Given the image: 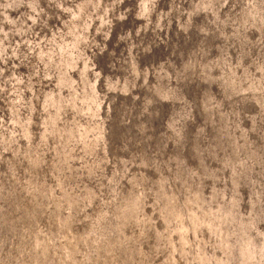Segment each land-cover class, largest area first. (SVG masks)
<instances>
[{"label": "bare ground", "instance_id": "1", "mask_svg": "<svg viewBox=\"0 0 264 264\" xmlns=\"http://www.w3.org/2000/svg\"><path fill=\"white\" fill-rule=\"evenodd\" d=\"M23 1L0 0V73L12 64L14 46H22V54L25 51L32 53L33 48L36 49V54H39V50L46 48L40 45L42 41L45 40L51 45L50 35L56 33L53 27L55 24L51 20L54 19L58 22L57 25L62 27L68 18L69 9L72 10L71 16L77 13L75 0H25L27 6L23 20L26 23L23 21L21 24L23 26L25 23L18 36L15 32L18 29L17 24L14 21L18 20L22 13ZM108 1L112 6L117 0ZM120 1L117 4H121L123 9L120 12V9L115 11L119 17L116 21L117 27L124 23L122 17L128 16L124 23L126 30L133 29L137 34L134 33L132 41L126 37L130 43L122 46L130 52L126 65H117L116 69H113L114 72L108 76V82L104 83L103 77L106 88L118 89V92H111L114 94L111 97L114 98V103L110 105L113 106V115L109 116L110 126L108 125L112 169L104 181L106 184L110 183L105 189V192L110 194H100L99 199L89 203V194L92 199L96 198V195H92L100 191L102 182H99L98 188L95 185L91 193L83 189L85 175L93 168L97 158L104 161L107 149L104 145H99L100 139L102 144L104 137L99 123H89L92 121L86 119H90L92 113L100 107L98 96L94 92V83L88 81V84H83L82 73L81 78L74 74L77 78L75 81L78 82V95L76 91L71 92L80 97H76L77 110L71 111L67 101L62 103L57 91L55 101L62 103V107L54 102L41 111L44 115L43 131L46 133L40 141L44 142V156L38 160L33 157L35 160H31L32 150L37 147L32 143L35 137H29L33 134L31 127L33 130L36 127L34 120L20 123L16 119L19 134L14 136L15 145L12 146L8 140V147L5 141L0 140L3 146L0 156L5 160L4 165L2 164L5 173L0 176L3 177L0 182L11 189L10 197L4 194V208L0 205L4 232L2 245H5L1 256L7 253L0 264H232V256L238 254L241 264H264V143H260L262 135L260 127L256 126L257 119L264 125V0H239L241 2L236 4V9H230V13L228 8L218 12L212 8L215 6L205 12L199 6L202 13L195 12L197 17L195 16L193 21H186L187 16L184 14L180 24L187 26L189 22L193 30L188 35L179 30L171 36L169 46L173 55V69L169 68L170 65L168 67L170 48L166 50L164 47V50H157L156 54L152 55L163 68L161 73L155 76V85H150L147 81L146 88L143 77L141 78L144 96L142 102H134L131 96L127 95L130 85L123 83L115 87L111 82L116 77L119 81L128 76H131L133 82L132 74L137 72L131 74L128 71L134 66L130 64L131 59L137 64L138 56L148 54L151 49L148 42L149 33L146 32L150 4L148 2L151 0H136L140 2L135 13L137 17L132 11L130 14L125 12L130 0ZM157 1L154 11H158L160 2L165 0ZM179 1L180 5L184 2ZM202 2H213L216 5L217 0ZM217 13L219 14L216 15ZM58 16L65 20L60 23ZM216 17L219 21L227 19V29L218 31L220 26L214 21ZM99 33L105 41V50L96 52L95 59L105 51L108 53L113 50L110 36L112 32L108 31L107 25L106 28L103 26ZM113 33L117 34L116 27ZM84 34L86 37L88 32L84 31ZM15 36L21 39L13 40ZM186 36L188 38L185 40ZM73 38L70 30L64 44H59V51L55 54L58 60L56 68L51 59L42 55L44 65L53 67L50 69L53 75H48L47 81L53 82L55 86L57 83L62 85L65 97L69 96L70 92L66 83L68 74L65 71L64 58L66 59L71 45L76 47ZM183 39L186 44L190 42L187 47L183 46ZM12 40L16 42L15 45ZM136 44L141 47L138 48ZM197 46L199 48L196 51ZM87 48L84 44V52L89 51ZM52 50L54 48L51 47L44 52L52 53ZM189 50H193L194 58L196 53L202 57L198 59L201 63L200 68L196 69L198 75L191 84L188 80L192 72L193 58H189ZM171 53L169 52V55ZM22 56L15 61L26 67L27 70L20 72L25 78L35 68L33 63L27 61L28 58L21 60ZM147 64H150L149 58ZM148 65L145 63L139 68L142 74L147 73ZM104 66L105 69L101 72L105 76L108 75V69ZM168 68L172 70L173 81L168 80ZM40 69L42 73L48 70L43 64ZM80 69L81 67H78L77 74L81 72ZM14 78L20 80L17 74ZM2 85L1 82L0 92L4 89ZM57 88L59 86L54 87V91L51 90V95H55ZM214 90L217 92L216 98ZM49 93L50 89H47L43 97ZM3 95L2 90L0 100ZM27 98L26 95L23 101L26 102ZM189 101H192L198 111L195 114L198 119L194 122V127L192 123H188L194 109L189 105ZM186 107L191 111L189 108L186 111ZM57 113L62 114L66 125L57 121ZM104 114L105 109L102 115ZM120 116L123 118L120 119ZM92 117L97 118L95 115ZM124 118L130 119L127 126L123 125L126 120ZM60 126L66 135L65 140H60L63 153L61 177L57 176L56 163L52 161L54 152L60 153L56 149L54 139L55 128L58 131ZM205 128L208 130L209 141L208 150L203 153L201 138ZM165 130H168V136ZM191 132V137L187 139V134ZM245 132L250 133L253 140L249 142L243 136ZM185 140L186 144L182 146ZM76 142L78 155H75V151L71 152ZM106 153L108 154V151ZM6 154L9 157H6ZM136 154L139 155L137 159ZM69 158L73 160L68 164ZM188 163L190 166L194 164L195 169L189 168ZM227 164H230V169L233 170V190L226 189L228 184L231 186L230 180L227 182L226 179L224 188L220 187L219 183L222 169ZM41 165L45 166L41 175L46 168L45 173L50 177H58L55 181L58 194L54 195L50 186L43 187L44 182L38 185V178L32 171L37 172ZM64 167H69L70 173L65 174ZM231 170L228 171L229 174L232 173ZM251 171L255 173V178H250ZM113 183L116 184L115 188ZM222 192L225 194L223 197L219 194ZM54 197H58L60 201L54 199V204H51ZM149 198L152 201L150 205L147 202ZM99 200H110V205L105 206L103 211L102 208L97 210V203L94 202ZM82 204L87 208L84 213L81 210ZM240 217L242 218L239 219ZM221 220L226 223L225 226H222ZM184 222L187 225H184ZM86 227L89 229L87 234H84ZM221 230H224L222 236ZM5 234L12 236L15 241L13 245L7 246ZM256 235L262 237L261 243L256 242ZM212 249L214 256L211 255ZM76 254L81 257H77L79 260L75 262ZM51 255H54V260L48 259Z\"/></svg>", "mask_w": 264, "mask_h": 264}, {"label": "rangeland", "instance_id": "2", "mask_svg": "<svg viewBox=\"0 0 264 264\" xmlns=\"http://www.w3.org/2000/svg\"><path fill=\"white\" fill-rule=\"evenodd\" d=\"M130 1L131 2L127 4V7H126L127 10H125V12L128 11L127 13L130 14V11H132L135 14L136 11L139 9L138 8V4H137V7H136L135 3H139V2H136V0H134V1L130 0ZM24 2H27V1H24ZM117 2H121V1L117 0V1H115L114 5L110 6V3H109L108 0H100V2H99V0H75L74 1V4H75L74 7H75V10H77L76 11L77 12L76 16L78 15V18L80 19V21L79 20H74V22L72 23V27H74V29H75V30L72 29V36L74 37L73 38V40H74L73 43L76 44V47L73 48L72 45H71L70 48H69V53H67V55H66V59L63 57L64 61H65V71H66V74H68L66 76V79H67L66 83L68 84V88H69V92H70V94H68L69 96L66 95L67 97H65V93L63 92L65 90H64V88H62L63 87L62 85H57L58 83L56 85L59 86V88L56 89L55 95H51L52 91H54V85L49 84L47 89H50V93L46 97H43L42 89L41 88L38 89L39 90L38 94L37 95L34 94L35 97L32 100V102H33L32 104L34 106L36 105L35 108L37 109L36 111H37L38 117H40L39 119H37L36 117H33V116L37 115L34 112V108L33 107L31 109V112L29 111L30 114H27L28 107H26V106H28L29 101H27L25 103L23 101V99L25 98L26 95L28 96V94H29L28 91L25 92V91L21 90L18 93V95H17V100H19V106L18 107H21L20 110L22 111V114L24 116L25 115L28 116V117L23 118V117L18 115L17 118L19 119L20 123H23L26 120L28 121L29 119H30V121H32L34 119V121L37 122L35 130H33V127H31L32 128L31 131L33 132V134H30L29 137L32 136V135L35 137L34 141L32 143L35 146H37V147H35L32 150V156L30 155L31 156V160H35L33 157H36V159L38 160L39 157L44 156V154L46 153L42 149L43 146H44V142H40L42 140L43 136L46 135V133L44 134V131L41 129V127H42L41 124H39V121L44 116V115L41 114L42 109L52 105L54 102L55 103H59V105L61 104L60 107H62V103H64V101H67L69 103V105H70L71 110L72 109H76L77 110L78 99L80 97L76 96L73 91H74L75 88L78 87V86H76V84H78V82L75 81L77 78L74 77V74H76L78 76V74L76 73L78 71V67H81L80 70L82 72V76L84 77L83 84L85 82H86L85 84H88L87 81H90V82L94 83V90H95L94 92H95L96 96H98L100 107L96 111H94L92 113L97 118L92 117L93 116L92 115L90 117V119H89V117H86V119L92 121V122H89V123H93V122L94 123H99L101 134H103V136H104L103 140H102L103 143L101 144V139H100V144L99 145H104L105 148L107 149L109 155L106 153L107 151H105V155H104L105 159H104L103 162H102V159L99 158V160H98V158H97V160L95 161V164L92 166L93 168L90 171H88L87 174L84 177L82 185L84 187L83 189H85L86 192L89 191L91 193V191L93 190V187H95V185H97L96 187L98 188L99 182H102V185L100 186V191H97V192H95V194L92 195V196L96 195L95 196L96 198L92 199L91 194H89V199H88L89 203L95 201L96 199H99L100 194L104 193L105 196H108L110 194L109 192H105V189L110 184V183L106 184L105 181L107 179L105 180V177H107L111 173V169H112V168L110 169L111 164H112V162H111L112 161V155H110L111 151L109 152L110 144H109V135H108V132H109L108 125L110 123V117L113 115V112H112V107L113 106H110V105H111V103H114V98H111L114 94H111V92L113 90H114V92L115 91L118 92V89H114L113 87L112 88H106L105 87V85L103 83V76H102V72L101 71H102V69L104 67L105 61H107V59H109V58H111V61H110V63L107 64V66H108V68H107L108 69V75L105 74L107 79H109L108 76L112 72H114V70L116 69L117 65H120V66H125L126 65L128 60L130 59V52L126 51L125 49H123L122 46L124 44L125 45L129 44L130 41H132L133 35L135 33L133 31V29L132 30L130 29V31L126 30V25L124 23H126V20H127L128 16H126V17L123 16L122 19H123L124 23L121 26L117 27L116 21H117V19L119 17H117L115 11L117 9H120L118 11V12H120L123 9V7L120 6L121 4L119 5V4H117ZM238 2H241V1H239V0H219L218 1L217 0V3L215 2L216 3V5H215L213 2H206V3L202 4L203 3L202 0H198V1L184 0V2H182V5H180L181 2L179 0H165L164 2H160V5L157 7L158 11H154V10H156V5H157L158 1L157 0H151V2H148V3H150L148 5V9L150 10V12H149V17H148V19L146 21L147 26H148V28L146 29V32L149 33V39L150 40L148 42H150L151 49H150L148 54L143 53L140 56H138L137 64H136V70L138 69L139 72L133 73L134 72V67L133 66H132L131 69L128 70V71L131 72V74L133 73L132 74L133 82L131 81V76H128V77H125V78H123V79H121L119 81H118V78L116 77L115 79H113L112 83H114V81L116 82L115 85H114L115 87L120 86L123 83L124 84L126 83L127 86L130 85L129 91L127 92V95L132 96L131 98L133 99L134 102H139L140 100H141L140 102H142L144 96L142 97V89H141V84H140L141 83V78L143 77L144 83L146 84V88L148 87L147 86V81H148V83L149 82L151 83L150 85H155V76H158L161 73V71H162L161 69L163 67L161 66L160 63H158L156 58H153L152 55H155L156 54L155 52L157 50H160V49L164 50V47L166 48V50H168L170 48L169 45L171 43L169 41L171 39V36H173L174 33H176V29L179 27V25L181 23V18L183 17V15L186 14V16H187L186 19H185L186 21L187 20L193 21L194 17L196 16V13L197 14L202 13L201 10H199L200 7H202L203 8L202 10H205V12H207V10H209V8L211 6H215V7H212V8H214L216 11L217 10H219V11L223 10L224 11L226 8L230 7L231 4L233 6H235L234 9H236V4L237 5L239 4ZM198 4H200V5H198ZM22 6L24 7V8L22 7V13L19 15L18 20L16 19V21H18V22L14 21L15 24H17L16 28H18V29L15 30V32H16V34L18 36H20V33L22 32V30H21L22 27H24V25L21 26V24L24 21L23 19H25L24 16H23V13L25 12L27 3H24ZM122 6H123V4H122ZM180 6H181V8H180ZM207 6H208V8H207ZM212 8H210V10ZM70 10L71 9H69L68 12H67L68 13V18L71 16ZM73 10H74V8H73ZM123 12H124V10H123ZM228 12L230 13L231 11H228ZM194 13H195V15H194ZM218 14L219 13H217L216 15H218ZM58 15H59V12H58ZM135 16H136V14H135ZM225 18H227V17L225 16ZM228 18H230V17L228 16ZM57 19L61 23L62 20H64L65 18L62 19V18H60L58 16ZM214 21H215L216 24H218V26H220V27L217 26L218 27V31H220V29L226 28L228 23H229L227 21V19H225L224 21H219V19H217V17L215 18ZM225 21H227L228 23L225 22ZM79 22H82L81 26L79 25ZM57 24H58V22H57ZM106 25H107L108 31L112 32L110 34V36H111V39H112L111 40L112 41L111 45L113 46V50L111 51V54H110V51L108 53L105 51V53H103V55H99V58L95 59L96 52L99 53L102 49L105 50V41L103 39H101L102 35H101V33H99V30L103 29V26L106 28ZM114 27L117 28V34L113 33ZM84 31L88 32L86 37H85ZM135 34H137V33H135ZM18 36H15L13 40H16V39L20 40L21 37H18ZM56 36H57V33H56ZM62 36H64V35L62 34ZM126 37L129 38L130 41ZM187 38H188V36L185 38V40ZM13 40H12V43L15 45L16 42L15 41L13 42ZM185 40L183 39V41L185 42L183 46L187 47V45L189 43L187 42L188 44H186ZM57 42H59V41H57ZM178 43H179V41H178ZM60 44H61L60 46H62L64 43L62 41H60ZM84 44L87 45V47H88L87 49H89L88 52L87 51L84 52V50H83ZM57 46L59 47V44ZM16 47H18V49H16ZM16 47L14 46V50H13L14 60H12V64H10V66H8V68L3 71V72H6L5 75H8L7 74L8 71H11L14 68L13 65H15V67H16L15 71H18L19 73L24 71V68L20 66L21 64L18 63V61H17V63L15 61V60H19L20 56L22 55V52H23L24 48L22 46H20V45L16 46ZM35 47H38V46H35ZM137 47L139 48V47H141V45L140 46L137 45ZM52 48H54V50L52 51L53 52L52 56H53V54L57 53V48H56V46H53ZM198 48L199 47L197 46L195 48V50L197 51ZM70 49H71V51H70ZM173 50L174 49L172 47V52H174ZM168 51L171 53V48ZM189 51L191 52V54H189V58H191L192 55H193V50L192 51L189 50ZM169 52H168L167 60H171L172 61L171 64L173 65V60H172L173 59V55H172V53L169 55ZM196 55H197V53H196ZM263 55H264V51H263ZM200 56H201V54L199 56H195V58L193 59V61H194L192 63L193 70H192L191 78L189 79L190 83H192V81L194 79V76H195V73H196V67L195 66H196L198 57H199V59L202 58ZM148 58L150 59V64L149 65L147 64L148 63ZM52 59H53V57H52ZM81 60L83 61L82 63H81ZM132 60L134 61V59H132ZM107 62H109V60ZM145 63H146V65H148L147 66L148 67V71H147L146 74L142 75V71H140L139 68L141 66H143ZM53 64H54V67L56 68V66L58 65V60L56 58L53 59ZM130 64L134 65V63H131V62H130ZM49 70L50 69H48L46 71V73ZM169 71L166 72L167 76H168V80L169 81L170 80L173 81L172 70L170 72ZM79 74H80V72H79ZM51 75H53V74L51 73ZM157 81H159L158 78H157ZM11 89H13V88H10L9 90H11ZM57 90H59L58 91V98H59V100L62 99V103L55 101V97H57ZM71 90H73V91L71 92ZM77 90H78V88H77ZM176 90H177V88H176ZM187 91L188 92L190 91V87L187 88ZM215 93H216V95L214 94V98H216V96H217V92H215ZM9 95H11V93H9ZM115 98H117V97H115ZM128 98H130V97H128ZM47 99H48V101H47ZM189 103H190L189 105H192V108H193L194 106H193L192 101L191 102L189 101ZM116 104H118V102ZM106 105H107V107H106ZM195 106L197 108V103L196 102H195ZM188 108L189 107H186V111H188ZM104 109H105V114L102 115L104 113ZM192 110H193L192 114H191L192 116H190L188 118V120H189L188 123L196 122L197 117H198V115H196V117H195V114L198 112L195 109V107ZM237 110H240V108H237ZM126 111H127V109H126ZM190 111H191V109H190ZM193 114H194V118H193ZM99 115H100V117H99ZM123 115H124V113H123ZM122 116H120V119L123 118ZM124 119H126V120H124V122L122 121L123 125L127 126L130 123V119L129 118H124ZM0 120H2L1 121V126L3 128V129L2 128L0 129V136L2 135V138L7 137V136L12 137L13 134H16V124H12L13 120L10 118V116L8 114V109L6 107L4 109L0 110ZM58 120L60 121V124H62V123L64 124L63 118H62V114H59L57 116V121ZM257 125L260 127V135H262L260 143L261 142L264 143V125H262V123H259L258 119L256 120V126ZM61 126L63 128V125H61ZM61 126H60V128L58 129V131L54 135V139L56 140V149H57V151H60V153L58 152L59 153L58 154V153L54 152L53 157H52L53 163L54 162L56 163V164L55 163L54 164H55L56 171L58 172L57 176L60 175V177L62 176V173H63L62 172L63 171L62 170V166H63L62 154L63 153H61L59 144H60V140L61 139H64V140L66 139V135L61 131ZM4 128H6V129H4ZM252 130H254L253 126H252ZM202 131H203V133H202V138H201V142H202L201 146L203 148H205V152H206L208 150L207 149L208 139H209L208 133H207L208 130H207V128H205ZM11 132H13V133L11 134ZM165 133H166V136H168V130H165ZM3 134H4V136H3ZM107 135H108V137H107ZM243 136L248 141L249 140H253V136L250 133H246L245 132V135H243ZM124 137H125V135H124ZM188 137H189V135H187V139H188ZM113 138H114V134L111 136V141H112ZM36 139H37V141H35ZM186 140L184 141L185 143L182 146H185ZM52 143H54V142H52ZM2 147L3 146H2V144L0 142V151L3 150V149H1ZM78 150H79V148H78L77 142H76L75 147L71 148V152L75 151V155H78V153H77ZM217 151L218 150L216 149V152H215L216 154H217ZM103 154H104V152H103ZM137 158H139V155L136 154V158L135 159H137ZM206 158L208 159V157H206ZM72 160H73L72 158H69L68 164ZM263 160H264V158H263ZM100 164H101V166H100ZM2 167H3L2 161H0V168H1L0 172L2 171ZM44 167L45 166L41 165L40 168H37V172L35 170L32 171L33 175L36 176V178H38V181H39L40 185L44 182L43 183V187H45V185H47L48 187L50 186L49 188H53V194L54 195H55V193L58 194V192H57L58 189H57V186H56V183H55V181L58 180V177L57 178L56 177L55 178L54 177L53 178L50 177L47 173H45L46 168L44 170V174L41 175V170ZM72 168L73 167L71 166V169ZM99 169H100V171H99ZM230 170H231L230 169V164H227V166H225V168L222 169V176H221V178L219 180L220 187L222 186V188H224L226 179H227V182L230 180V184H231L232 179H233V170H231L232 173L229 174ZM64 172H65V174L70 173L69 167L65 168ZM39 174H40V176H39ZM251 175H252V173L250 174V178H255L254 175L253 176H251ZM25 178H26V176H25ZM80 183H82V182L80 181ZM113 184H114L113 187L115 188L116 184L115 183H113ZM114 188L112 190H114ZM229 188H231V190H233L232 184H231V186L229 184L226 186V189H229ZM231 190L229 191L230 193H231ZM219 194H222L221 195L222 197L225 196V194H223V192L219 193ZM97 196H98V198H97ZM142 196L143 195L141 193L140 198H142ZM245 196H247V194H245ZM54 199L57 201L58 197H54L51 204H54ZM150 200H151V198H149L148 201H147L149 203V205L152 204V201H150ZM243 200L245 201V198ZM58 201H60V199H58ZM94 203H97V205H96V209L97 210L99 208H102L101 211H103L105 206L110 205V200L106 201V202H103V201L99 200L98 202H94ZM141 203L143 204V202H141ZM3 208H4V204H2V209ZM81 210H82V213H84L87 210V208L85 207L84 204L81 205ZM141 214H140V216H141ZM241 218L242 217H240L239 219H241ZM243 218H246V217H243ZM221 222H222V226H225L226 223H224L223 220H221ZM184 225H187V223L184 222ZM89 227H90V230H92V225H90ZM89 227H86V230H85L84 234H87V229H89ZM221 229H222V227H221ZM262 229H263L262 231H264V224L262 226ZM223 231L224 230H221V233H220L221 236L223 234ZM7 236H9V240H6L7 246L8 245H13V243L15 241L12 240V236L8 235V234H7ZM91 238H93V235H91ZM255 238L257 239L256 242H259V243L262 242V237L260 235H256ZM1 242H3V241H1ZM4 246L5 245L2 246L3 248L2 247L0 248V253L3 251ZM84 250H86V249H84ZM211 252H212L211 255L214 256L213 249L211 250ZM6 254L4 253L2 256L0 255V261H2L6 257ZM78 254H80V253H78ZM78 254H76L74 256L75 262L77 260H79V258H77V257H81V255H78ZM233 257H236V258H233ZM53 258H54V255L53 256L51 255L50 257H48L49 260H54ZM231 259L233 261L232 264H238L239 254L236 255V256H232ZM152 263L154 264V262H152ZM239 263L241 264V258L239 260ZM97 264H99V263H97Z\"/></svg>", "mask_w": 264, "mask_h": 264}, {"label": "water", "instance_id": "3", "mask_svg": "<svg viewBox=\"0 0 264 264\" xmlns=\"http://www.w3.org/2000/svg\"><path fill=\"white\" fill-rule=\"evenodd\" d=\"M4 1V0H3ZM25 1V0H24ZM21 2V4L23 5L24 3H26V2ZM2 2V1H1ZM140 3V2H139ZM139 3H135L136 5L138 4L139 5ZM246 3V2H245ZM22 5H21V7H22ZM235 8V6H233L232 4H231V6L230 7H228V10H233ZM230 10V11H231ZM219 11V10H218ZM149 12H150V10H149ZM220 12V11H219ZM58 13V12H57ZM197 17V16H196ZM65 20V19H64ZM74 20H79L80 21V19L78 18V15L76 16V15H74V14H72V16H71V19H70V17L69 18H67L66 19V23L62 26V27H60V26H58L57 25V21H54V19H52L51 21H53V23L55 24L53 27H54V30H56V33H57V36H56V33L54 32L53 34H51L50 35V41H51V45L50 44H48V42H45V40H43L42 41V43L40 44V45H42L43 47H46L43 51H41V50H39V54H36V49H34L33 48V51H32V53H29L28 51H25L24 52V54H22L23 56H22V58H21V60H26L27 58V61L29 60V63L30 64H32L33 63V65H34V68H35V70L33 69V71H30V74H29V76H25V78L22 76V74L21 73H19L18 71H15L16 69V67H15V65L13 66L14 68L11 70V71H8V75H5V73L6 72H3V73H0V77H2V79L0 80V84H1V82L3 83V85H2V87L4 88V89H2L3 90V92H4V95H3V98H1V100H0V110L1 109H4L5 107L8 109V114H9V116L11 115V119L13 120L12 121V124H16V133H18L19 134V130H18V127H17V124H18V121H19V119L17 118V116L19 115V116H21V117H23V118H25V117H28L27 115H23L22 114V111L20 110V108L21 107H18L19 106V100H17V95H18V93L21 91V90H23V91H25V92H27L28 91V98H27V100H26V102L27 101H29V104H28V106H26V107H28V110H27V113H29V111L31 112V109H32V107L34 108V112L37 114V109L35 108L36 107V105L34 106L32 103V100H33V98L35 97V95L34 94H38V89H42V92H43V94L44 93H46L47 92V87L49 86V84H51V85H54L53 84V82H48L47 81V76L50 74L51 75V73H50V70L46 73L45 71L46 70H44V72L42 73V71H41V69H40V65L41 64H43V67L44 68H48V69H52L53 67H51V66H48V65H44V58L42 57V55H45L46 57H48L49 59H51V61H52V63H53V59H55L56 58V56H55V54H53V56H52V53H49L50 51H47V52H44L45 50H47V48H51V47H53V46H56V47H58L57 45L58 44H60V41H62V42H64V40H65V38H66V36H67V34H68V31L70 32V30H71V34H72V29H74V27H72V25H71V22L73 23L74 22ZM121 20H123V19H121ZM25 22V21H24ZM84 22V21H83ZM26 23V22H25ZM25 25V24H24ZM60 25V24H59ZM79 25L81 26L82 25V22H79ZM190 25L191 24H187V26L186 25H179V27L176 29V33H174V35L175 34H177L178 32H179V30H181V31H184V33L186 34V35H188V33H191V31L193 30V29H191V27H190ZM71 26V27H70ZM185 26H186V28H185ZM69 30H68V29ZM62 30V32H64V33H66L64 36H62V32H61V30ZM185 29V30H184ZM68 30V31H67ZM75 30V29H74ZM67 31V32H66ZM186 31V32H185ZM190 31V32H189ZM173 35V36H174ZM187 37V36H186ZM57 41H59V42H57ZM183 41V40H182ZM189 44H190V42H188ZM35 48H37V47H35ZM59 49V47L57 48V53H58V50ZM65 49V48H64ZM53 51V50H52ZM192 51V50H191ZM41 52H43V53H41ZM61 52V51H60ZM190 52V51H189ZM56 53V54H57ZM110 54H111V50H110ZM189 54H191V52L189 53ZM51 56V57H50ZM111 56V55H110ZM196 56H198V54L196 55ZM52 57H53V59H52ZM191 58H193L194 59V57H193V55H192V57ZM109 59H111V58H109ZM109 59H107V60H109ZM198 59H199V57H198ZM20 60V61H21ZM132 60V59H131ZM194 61L192 60V62L191 63H193ZM108 63H110V61L109 62H107V61H105V64L104 65H106V67L108 68V66H107V64ZM131 63H134V61L132 60L131 61ZM172 61L170 60V62L168 63V67H169V65H170V67L169 68H171L172 69ZM200 65H201V63H200V61L199 60H197V63H196V69H199L200 68ZM54 66V65H53ZM110 66V65H109ZM21 67H23L24 68V70H27L26 69V67H24V66H21ZM134 71L135 72H139V70L137 69L136 70V63L134 64ZM28 68V67H27ZM38 68H39V70H38ZM55 68V67H54ZM169 68H168V70H169ZM104 69H105V66L103 67V71H104ZM167 70V71H168ZM192 70H193V65H192ZM41 73V74H40ZM81 73L82 72H80V74H78V76H80V78H81ZM15 74H17V75H19V78H20V80L19 81H17V80H15V78H14V76H15ZM103 74V73H102ZM43 75V76H42ZM142 75H144V74H142ZM141 75V76H142ZM191 75H192V72H190V78H191ZM196 75H198L197 74V72L195 73V76ZM103 77H104V83L105 82H107V81H109V79H107L106 78V75L104 76V75H102ZM194 76V77H195ZM189 78V79H190ZM186 81V80H185ZM193 81H194V79H193ZM113 82V81H112ZM111 82V84L112 85H115V81H114V83H112ZM35 83V84H34ZM86 83V82H85ZM87 83H88V81H87ZM188 83L189 84H191L190 83V81L188 80ZM80 84H81V82H80ZM5 85H7V86H5ZM5 86V87H4ZM189 86H191V85H189ZM1 87V86H0ZM54 87H58L57 85L55 86L54 85ZM10 88H13V89H11V90H9ZM176 88H177V90H178V87L176 86L175 87V90H176ZM1 89V88H0ZM44 89V90H43ZM76 89L77 88H75L74 89V91H76ZM2 90H1V92L0 93H2ZM176 90V91H177ZM57 91H59V90H57ZM78 91V90H77ZM76 91V93H77V95H78V92ZM215 91V90H214ZM216 92V91H215ZM214 92V93H215ZM9 93H11V95H9ZM76 95V94H75ZM76 95V96H77ZM12 97V98H11ZM75 97V96H74ZM132 97V96H131ZM142 97H143V95H142ZM132 99V98H131ZM132 101H133V99H132ZM25 102V103H26ZM44 109V108H43ZM43 109H42V111H43ZM74 109H72L71 111H73ZM12 111L14 112V113H12ZM49 111V110H48ZM39 113V112H38ZM30 114V113H29ZM191 114V113H190ZM14 115H16V118L14 119ZM32 115V114H31ZM42 115H43V113H42ZM59 115V113H57V116ZM33 117H36L37 119H39L40 117H38V114L36 115V116H33ZM18 121H17V120ZM43 120H44V118H42ZM42 119L40 120V122H39V124H41V129L43 130V128L45 127V125H44V123L42 122ZM198 119V118H197ZM34 120V119H33ZM69 120H70V118H69ZM1 121L2 120H0V129L2 128V126H1ZM66 121H67V118H66ZM32 122V121H31ZM35 124L37 123V122H34ZM33 124V123H32ZM37 125V124H36ZM35 125V126H36ZM66 125V124H65ZM34 126V125H33ZM192 126L194 127V122H192ZM3 129V128H2ZM4 129H6V128H4ZM195 130H196V128H195ZM193 132H194V130H192ZM57 131H56V128H55V133H56ZM193 132H191V133H188L187 135H189V137H191V135H192V133ZM3 133V132H2ZM13 132H11V134H12ZM55 133H54V135H55ZM14 135L15 134H13L12 135V137H9V136H7V137H4V138H2V135L0 136V139H2V142L3 141H5V143H6V145L9 147V145L7 144V142H8V140L10 141V144L13 146V145H15L14 143H13V139H15L14 138ZM35 135V134H34ZM3 136H4V134H3ZM207 137V136H206ZM208 137H209V135H208ZM8 139V140H7ZM208 141H209V139H208ZM17 142V141H16ZM59 146H60V150H62V147H61V144H59ZM172 147H173V145H172ZM16 148H17V146H16ZM62 152V151H61ZM205 152V148H204V150H203V153ZM14 156V155H13ZM6 157H9V155L8 154H6ZM0 159H1V161H2V164H3V162L5 163V160H2L3 158L0 156ZM13 164L15 165V159H14V157H13ZM194 163V162H193ZM195 164V163H194ZM194 164L193 165H191L190 166V163H188V165H189V168H191V169H195V168H193V167H195L194 166ZM4 165V164H3ZM4 173H5V167H4V169L0 172V176H3L4 175ZM252 173V175L251 176H253L255 173L254 172H250V174ZM53 178V177H52ZM1 180L0 181H2L3 180V177H1L0 178ZM233 181V180H232ZM1 184H0V205L2 206V200L4 199V194L6 195V194H8L9 195V197L11 196V189H8L2 182H0ZM231 184L234 186V182H231ZM38 185H40V184H38ZM2 219V220H1ZM4 232H3V218L1 217L0 218V248L3 246L2 245V242L1 241H3V238H4ZM6 235V234H5ZM6 239L7 240H9V236H7L6 235ZM8 246H10V245H8ZM3 248V247H2ZM3 253V251L0 253V255ZM39 258V257H38Z\"/></svg>", "mask_w": 264, "mask_h": 264}]
</instances>
